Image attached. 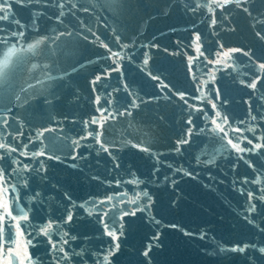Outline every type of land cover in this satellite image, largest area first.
<instances>
[{
  "label": "water",
  "instance_id": "water-1",
  "mask_svg": "<svg viewBox=\"0 0 264 264\" xmlns=\"http://www.w3.org/2000/svg\"><path fill=\"white\" fill-rule=\"evenodd\" d=\"M0 6V264H264V0Z\"/></svg>",
  "mask_w": 264,
  "mask_h": 264
},
{
  "label": "snow or ice",
  "instance_id": "snow-or-ice-1",
  "mask_svg": "<svg viewBox=\"0 0 264 264\" xmlns=\"http://www.w3.org/2000/svg\"><path fill=\"white\" fill-rule=\"evenodd\" d=\"M5 11V9L3 8V6H0V13H3ZM0 19H7L6 16L0 15ZM20 35H22V33H20ZM39 43V42H38ZM30 48L34 47V45H30ZM14 50H10L7 54V56H5V59L3 61V63H0V79H3L6 77L7 75V69H8V57H10L12 55V52ZM261 67L264 68V64H261ZM251 87H255V84H251ZM219 115V114H217ZM213 123H215V121H213ZM217 127H219V125H217ZM0 147H3V145H0ZM69 219H71V217H69ZM240 251H243V248L240 249ZM261 252H264V249H261Z\"/></svg>",
  "mask_w": 264,
  "mask_h": 264
}]
</instances>
